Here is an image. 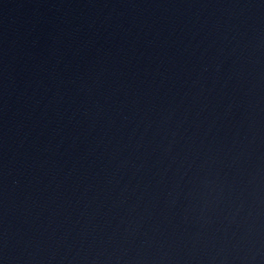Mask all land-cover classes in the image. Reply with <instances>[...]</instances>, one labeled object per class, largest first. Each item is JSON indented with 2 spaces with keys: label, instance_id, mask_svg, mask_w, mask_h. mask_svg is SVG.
Returning a JSON list of instances; mask_svg holds the SVG:
<instances>
[{
  "label": "water",
  "instance_id": "1",
  "mask_svg": "<svg viewBox=\"0 0 264 264\" xmlns=\"http://www.w3.org/2000/svg\"><path fill=\"white\" fill-rule=\"evenodd\" d=\"M0 264H264V0H0Z\"/></svg>",
  "mask_w": 264,
  "mask_h": 264
}]
</instances>
